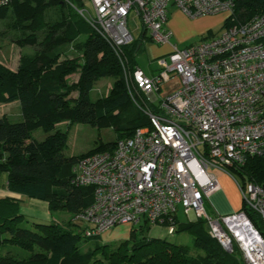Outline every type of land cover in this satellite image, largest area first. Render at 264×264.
<instances>
[{
  "label": "built area",
  "instance_id": "2783aa9c",
  "mask_svg": "<svg viewBox=\"0 0 264 264\" xmlns=\"http://www.w3.org/2000/svg\"><path fill=\"white\" fill-rule=\"evenodd\" d=\"M12 0H0V7ZM74 6L72 0H62ZM90 2L92 11L86 6ZM78 13L115 49L131 94L136 85L157 111L145 109L151 124L119 140L111 151L80 158L72 167L74 183L93 186L94 200L76 216L85 221L84 236H101L119 225L168 226L181 207L206 220L209 233L229 252L237 245L245 264H264V234L246 210L212 216L205 199L221 189L218 173L237 184L245 206L264 224V186L241 184L231 171L252 155L264 157V13L199 43L180 48L168 27L172 4L190 18L225 11L234 0H81ZM138 17L153 42L168 44L158 58L159 71L131 73L121 47L134 35L129 17ZM178 79L165 95L163 87Z\"/></svg>",
  "mask_w": 264,
  "mask_h": 264
},
{
  "label": "trees",
  "instance_id": "16d2710c",
  "mask_svg": "<svg viewBox=\"0 0 264 264\" xmlns=\"http://www.w3.org/2000/svg\"><path fill=\"white\" fill-rule=\"evenodd\" d=\"M234 1V15L226 19V28L264 13V0ZM66 5L62 0H12L0 7V20L8 19L13 29L21 31L17 43L35 48L33 54L20 56L16 68L0 62V104L19 102L22 111L17 122L7 114L0 117V174H6L13 194L0 196V264H245L240 248L234 245L232 252L227 251L210 235L203 218L174 222L175 231L194 235L193 247L148 236L151 225L144 222L131 226L128 236L119 241L96 240L87 250L80 248L83 238L100 236L85 237L86 228L74 223V215L94 200L93 186L74 183V163L113 150L119 140L151 124L145 109L156 112L157 108L136 85L130 93L115 49L79 13L66 14ZM52 7L61 8L54 21L46 18ZM146 38L153 41L143 34L121 47V58L131 73L139 68L137 57L145 50ZM74 73L78 78L69 84L67 78ZM103 77L114 78L110 93L93 99L91 92ZM62 122L111 127L117 136L84 154L66 156L69 131L57 127ZM38 129L48 133L41 141L33 137ZM231 171L243 185L264 186L263 156L252 155ZM24 197L45 201L50 211L68 212L71 219L65 224L27 226L24 214H18ZM242 209L264 234L260 217L244 202Z\"/></svg>",
  "mask_w": 264,
  "mask_h": 264
},
{
  "label": "rangeland",
  "instance_id": "374dc122",
  "mask_svg": "<svg viewBox=\"0 0 264 264\" xmlns=\"http://www.w3.org/2000/svg\"><path fill=\"white\" fill-rule=\"evenodd\" d=\"M72 2L74 3L75 7L71 5H66L63 8V11L66 14H70L72 17H75L78 13L76 7L82 8V2L81 0H72ZM85 4L88 9L92 11L90 2L88 1ZM60 9L61 8L57 7H52L48 9V12L46 13L47 20H56L60 15ZM219 14L223 16V19H212L211 24L213 25V27H211V29L207 28L206 31H204L203 33L189 35L187 42L185 43H178L176 41L178 46L180 48H184L191 44L199 43L203 38H210L212 36H218L222 34L226 30V19L229 17V14L225 11H222L216 14L209 15L217 16ZM8 22V19L0 20V62L13 68L14 66H16V64H18L19 58L22 54H33L35 52V48L29 45L21 47L16 41V38L21 34V31L13 29V27H11ZM198 24L199 22L196 23V25ZM138 25L141 26L140 20L133 14H131L129 19V27L133 31L134 36H138L141 32V27H139V30L137 29ZM201 25L202 27L206 26V24ZM194 28L198 29L199 26ZM148 35L150 34L148 33ZM156 62V60L153 61L152 59H150L146 52H142L137 57V64L148 74H150L151 67H158L159 69V65L157 66ZM77 75L78 73H74L68 76V83L70 84L76 81L78 77ZM113 83V77H103L99 79L91 92V97L93 99H97L108 95L110 93ZM177 84L178 79H174L170 83H168L167 86L173 88L177 86ZM163 91L165 92V89ZM151 104H154V106H156L157 108L158 102L153 101ZM4 114H7L9 120L12 122L22 120V111L20 103L14 102L9 104H0V117ZM57 127L62 129H68L69 131L67 145L63 151L66 156L84 154L99 146L101 143H108L114 141L117 136L116 131L111 127L98 128L88 123L74 122L69 125L67 122H62L58 124ZM47 134L48 133L44 132L42 129H38L34 132L33 137L34 139L41 141L47 136ZM235 175L237 179L240 180L239 176L237 174ZM218 176H220L219 180L222 187L220 195L212 199L210 198L211 201L209 199H205L206 211L212 216H216V210H220L224 206V203L227 201L238 202V198H240V202H242L241 192L234 179L226 173L218 174ZM19 213L25 215L23 224L32 227H34V222L48 223L52 221H58L65 224L68 220L71 219V215L68 212L61 210L50 211L45 201L29 199L26 197H24V201L20 206L18 214ZM177 218L180 222L192 220L190 216L184 213L181 207H179V210L177 212ZM73 219L74 223L80 225L81 228H86L89 226V224L85 221L76 220L75 215ZM130 227V225H119L105 232L99 238H91L87 241H85V239L83 238L82 242L80 243V248L82 250H87L89 247L94 245L96 240L101 243L119 241L122 238H126L128 236L130 232ZM147 235L150 237L165 238L172 243L183 244L189 247H193L194 245V235L191 232L175 231L173 234H171L169 232L168 226L162 224L151 225V228L147 232Z\"/></svg>",
  "mask_w": 264,
  "mask_h": 264
},
{
  "label": "crops",
  "instance_id": "0c3cea01",
  "mask_svg": "<svg viewBox=\"0 0 264 264\" xmlns=\"http://www.w3.org/2000/svg\"><path fill=\"white\" fill-rule=\"evenodd\" d=\"M225 17H227V16H225ZM216 18L222 20L223 16H221V14H219L217 16L205 15V16H200V17H196V18H190L186 14H184V12L179 7L172 4L170 6L169 22H168V27L173 33L172 41L175 43H176V41L178 43L187 42L189 35H194L197 33H203L204 31H206L207 28L211 29V27H213V25L211 24V21H212V19L214 20ZM129 19H130V17H129ZM140 22H141V20H140ZM197 22H199L198 25H196ZM201 24H206V26L202 27ZM198 26H199L198 29L194 28V27H198ZM139 27H141V32L139 33L138 36H134V38H136V39H140L143 34L148 35V32L145 31V28H144L142 22H141V26L138 25V27H137L138 30H139ZM132 33H133V31H132ZM133 35H134V33H133ZM144 47H145L144 52H146L148 54V56L150 57V59H152L153 61L154 60L158 61V58L162 57V55L163 56L167 55L171 51V47L168 44H164V45L157 44L153 41H150L147 38H146V41L144 42ZM156 63L158 66V62H156ZM17 65L18 64H16V66H14L13 68H16ZM138 67L140 69H142L139 65H138ZM158 70H159L158 67H156V68L151 67L150 74L146 73L144 70L143 71L148 76H155L158 73ZM167 84L161 90L162 95H165L172 90V88L168 87ZM178 85H179V83L177 84V86ZM164 89H165V92L163 91ZM218 174H221V172H219ZM219 177L220 176H218V179H220ZM219 182H220V180H219ZM221 191H222V187L218 192H216L215 194H213L211 196V199L220 195ZM237 194H238V192H237ZM6 195H13V194L8 189V180H7L6 174H0V196H6ZM239 195H237V196H239ZM211 199H209V200L211 201ZM242 207H243V200H242V202H240V198H238V202H235V201L225 202L224 206L220 210H216L217 211L216 213H217V215L218 214H227L230 212L238 211V210L242 209Z\"/></svg>",
  "mask_w": 264,
  "mask_h": 264
}]
</instances>
